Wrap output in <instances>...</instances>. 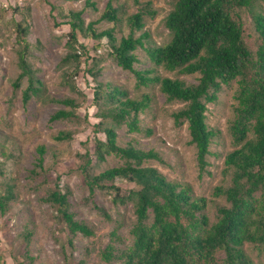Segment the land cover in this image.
I'll use <instances>...</instances> for the list:
<instances>
[{"label": "trees", "instance_id": "obj_1", "mask_svg": "<svg viewBox=\"0 0 264 264\" xmlns=\"http://www.w3.org/2000/svg\"><path fill=\"white\" fill-rule=\"evenodd\" d=\"M173 1L162 17L168 39L149 45L143 18L154 12L147 10L145 4H138L126 16L128 32L120 36L115 35L113 26L120 24L121 16L112 0L105 1L99 18L113 24L100 30L92 21L84 24L80 11H70L66 52L60 60L63 64H73V68L63 72V81L75 90L71 76L78 69L81 57L74 48L76 31L93 39L104 36L109 53L121 69L134 76L136 85L156 83L167 99L182 103L171 111V116L175 125L186 124L188 142L195 148L198 175L208 170L206 156L217 132L206 122L207 103L217 99L222 85L234 81L235 102L228 126L232 148L224 153L222 160L228 181L213 187V194L221 196L223 202L215 205L212 222L205 212V197L195 196L190 185L167 178L157 167L141 165L157 157L155 151L131 143L120 146L112 125L98 124L95 127L103 131L104 138H93L94 158L102 160L113 152L123 158V163L93 173L86 150L79 165L83 182L89 194L96 187H110L113 201H130L134 221L128 231L129 245H123L112 231L100 257L115 264H260L264 258V11L260 9L264 0ZM245 16L249 17V33L243 25ZM14 26L20 71L12 86L18 87V80L25 77L26 85L21 91V101L25 104L42 90L43 83L25 57L27 24L17 22ZM135 31L140 33L135 35ZM245 35L253 37V50L248 47ZM137 46L144 47L154 66L196 75L195 81L152 73L153 67L134 68L133 51ZM86 72L95 81L93 100L99 114L113 123L124 124L129 131H138L137 115L148 105V96L131 98L117 84L97 80V68H88ZM53 101L63 106L55 108L49 119L71 121L76 117L74 112L80 104L77 99L66 96ZM72 134L70 130L58 129L52 137L67 140ZM43 153L44 146H38L34 163L37 168L42 166ZM116 177L134 183L137 188L130 189L126 195L120 194L113 183ZM10 193H0V210L10 199ZM68 193V186H60L56 178L44 199L55 206L71 236H90L92 232L87 226L77 222L69 211ZM93 206L105 218L109 217L101 205Z\"/></svg>", "mask_w": 264, "mask_h": 264}, {"label": "rangeland", "instance_id": "obj_2", "mask_svg": "<svg viewBox=\"0 0 264 264\" xmlns=\"http://www.w3.org/2000/svg\"><path fill=\"white\" fill-rule=\"evenodd\" d=\"M105 1L5 0L7 6H0V193L11 192L10 199L0 210V264H115L107 263L100 257L101 251L110 242V233L115 232L123 245H129L128 231L134 222L131 202L113 201L110 187H96L89 194L79 169L86 150L93 173L123 163V158L113 152L106 154L102 160L94 158L93 138H104L103 131L95 127L98 124L112 125L120 146L131 143L143 150L155 151L157 157L145 160L141 165L155 166L167 178L190 185L195 196L205 197V212L212 222L215 221V205L223 202L221 196L213 194V187L228 181L222 160L224 153L232 148L228 126L235 102L234 81L222 85L217 99L207 103L206 122L217 132L212 136L206 156L208 170L201 175H198L195 148L188 142L186 124L175 125L171 116V111L182 103L167 99L156 83L136 85L134 76L121 69L109 53L104 36L93 39L76 31L74 48L81 57L78 69L71 76L75 90L63 81V72L73 68V64H63L60 60L66 52L70 30L68 13L80 11L84 24L92 21L100 30L113 24L99 18ZM173 2L112 0L121 16L120 24L113 26L115 35L128 32L126 16L134 12L138 4H145L147 10L154 12L143 18L146 43H162L169 35L162 17ZM260 9L264 11V4ZM17 22L28 26L25 57L43 83L42 90L25 104L21 101L25 77L18 80V87L12 86L20 71L16 61L18 44L13 30ZM243 25L245 32L249 33V17L245 16ZM139 33L134 32L135 35ZM245 38L248 47L253 50V37L245 35ZM133 54L136 69L153 67L152 73L195 81L196 75L178 74L154 66L143 46H137ZM88 68H97V80L117 84L131 98L148 96V105L137 115L138 131H129L124 124L113 123L99 114L93 100L95 81L86 72ZM66 96L80 102L74 112L76 117L71 121L49 119L55 108L63 106L53 99ZM58 129L70 130L73 134L67 140L54 139L52 135ZM41 145L44 146L42 166L37 168L34 166L36 148ZM56 178L60 186H68V209L77 222L83 223L92 232L90 236H71L55 206L44 199ZM113 183L124 195L137 188L134 183L117 177ZM93 204L101 205L109 217L105 218ZM255 256L256 253H253L254 260ZM260 264H264V258L260 259Z\"/></svg>", "mask_w": 264, "mask_h": 264}, {"label": "built area", "instance_id": "obj_3", "mask_svg": "<svg viewBox=\"0 0 264 264\" xmlns=\"http://www.w3.org/2000/svg\"><path fill=\"white\" fill-rule=\"evenodd\" d=\"M5 0H3V1H0V5H5V2H4Z\"/></svg>", "mask_w": 264, "mask_h": 264}]
</instances>
